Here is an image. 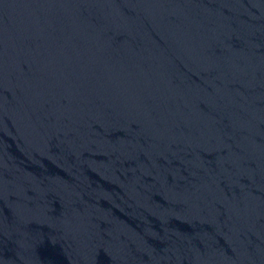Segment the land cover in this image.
<instances>
[{"label":"water","instance_id":"95a60500","mask_svg":"<svg viewBox=\"0 0 264 264\" xmlns=\"http://www.w3.org/2000/svg\"><path fill=\"white\" fill-rule=\"evenodd\" d=\"M0 264H264V0H0Z\"/></svg>","mask_w":264,"mask_h":264}]
</instances>
